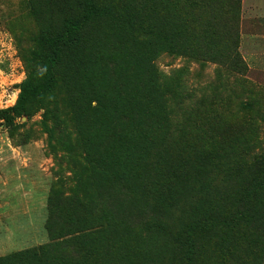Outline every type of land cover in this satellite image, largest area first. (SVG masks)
Returning a JSON list of instances; mask_svg holds the SVG:
<instances>
[{
	"label": "rangeland",
	"instance_id": "obj_1",
	"mask_svg": "<svg viewBox=\"0 0 264 264\" xmlns=\"http://www.w3.org/2000/svg\"><path fill=\"white\" fill-rule=\"evenodd\" d=\"M93 2L113 17L64 50L51 93L0 121V259L48 243L53 195L62 225L100 238L85 264H180L176 234L197 222L194 264H264V190L250 195L264 185V0ZM80 12L0 0V110L39 68L42 39ZM149 68L156 87H132ZM131 100L138 115L154 101L162 119L128 122L116 106ZM148 124L153 148L138 144Z\"/></svg>",
	"mask_w": 264,
	"mask_h": 264
},
{
	"label": "trees",
	"instance_id": "obj_2",
	"mask_svg": "<svg viewBox=\"0 0 264 264\" xmlns=\"http://www.w3.org/2000/svg\"><path fill=\"white\" fill-rule=\"evenodd\" d=\"M75 1L81 10L80 16L76 19H68L64 21L61 33L42 39V51L39 53V68L35 67L34 69H31L29 76L19 84V93L17 96L16 104L13 107L0 110V121H2L5 125H12L13 119L16 116L25 114L28 104L34 99H39L40 97L51 93L55 89L56 74L54 73V71L62 62L64 50L71 47L73 48L77 44L79 35L86 27V25L93 22L94 20H98L103 17H113V12L110 9L98 8L93 0ZM145 76L148 78L146 82H142L138 85H133L132 87L142 89L141 92L148 93L156 87V72L152 68H149L147 71H145ZM134 103L136 104V101L131 100L129 101V103H127V105L123 104L121 107L116 106V110L120 117L125 116L124 118L129 122L132 121V115H136L135 117L137 118H141L143 116V120L147 119L149 122L150 120H152V124L156 120L160 118L162 119V114L159 111L158 106L156 104H153L154 101L149 102L153 111H150V113H146L144 115H138L136 113V111L138 110L136 109L135 111V107H133ZM147 107L149 108V106ZM126 109L127 111L129 110V112L125 114ZM132 110H134V112ZM148 129H150L149 124ZM152 133V129L148 130V132L145 133H139V146L148 147L147 144L151 143V148H153L154 141ZM139 134H137L136 136H138ZM114 160L115 158L111 160L113 170L115 169ZM254 168L255 167L253 166V170ZM256 168L258 169V172H255L256 177L259 174H263L264 160L258 162ZM134 176L135 171L131 174V176L129 175L127 177L126 182L129 183L132 178L138 179L137 175L135 177ZM260 188L264 190V185H253L250 189V195L255 194L257 190H260ZM157 202H159V199H157V201L155 200L154 202L155 204L153 205V210L155 211H157L159 208ZM57 206L58 204L56 197L51 195V197L48 199L47 219L45 222V230L48 237V243L43 244L37 248L22 250L7 257L1 258L0 264L86 263L89 254L88 243H94L100 240V238L98 239V237H94V239H91L90 234H76L78 233V231L72 230L70 226L62 225L60 223V214H58ZM159 226L160 224L157 222L156 228H159ZM205 229L206 226L204 224H202L201 222H197L189 226H185L182 230L177 232L176 245L183 251L184 254V257H182L180 264H194L195 241L199 235L204 233L203 231ZM69 234L70 237L65 239L64 237ZM65 247H69L74 250V252H72L71 254L72 256H74L78 252L77 250H79L80 253H83L81 256H78L79 260L77 261V263L74 261H70V254L65 251Z\"/></svg>",
	"mask_w": 264,
	"mask_h": 264
}]
</instances>
